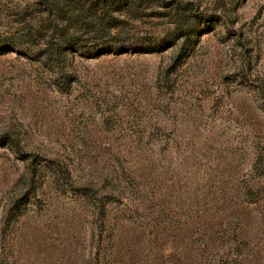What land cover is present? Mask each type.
Returning <instances> with one entry per match:
<instances>
[{"label":"rangeland","instance_id":"1","mask_svg":"<svg viewBox=\"0 0 264 264\" xmlns=\"http://www.w3.org/2000/svg\"><path fill=\"white\" fill-rule=\"evenodd\" d=\"M96 1L0 0V221L35 189L3 234L33 264L106 235L113 264H264V0Z\"/></svg>","mask_w":264,"mask_h":264},{"label":"trees","instance_id":"2","mask_svg":"<svg viewBox=\"0 0 264 264\" xmlns=\"http://www.w3.org/2000/svg\"><path fill=\"white\" fill-rule=\"evenodd\" d=\"M95 8H96V13L99 17H102L104 12L108 9L105 0H97L95 3ZM141 47V48H140ZM117 49V48H114ZM124 49H145L143 46H141L137 42H132L129 43L126 48ZM154 51V50H153ZM0 143H3V139L0 138ZM56 178H59V174L55 173L54 174ZM33 189V188H32ZM32 191V190H31ZM28 191L24 193L22 196L23 198L26 197V194L32 193V197H34V192L35 189L31 192ZM83 195L85 197L86 202L90 201L91 198V193L90 190H84ZM29 197V194H28ZM21 198L20 200L16 199V201L12 205V209L6 214L3 215L1 221H0V264H33L30 260V255H29V248L35 244L34 238L31 240L29 246L26 248L24 244L26 243V239L22 237H11L8 238V235L3 234L6 233L8 230H11L12 228L16 227L20 223V217L24 215V211L21 210V205L20 201L23 199ZM102 224L100 225V231H99V236H101V241L104 237H102L104 229H106V222H101ZM109 226H107V229ZM111 238V235H106L105 238ZM109 239L103 240L105 245H102L98 249V251L95 253L94 256H88L87 258H82V264H113V250L112 247L109 245ZM16 250V253H15ZM24 257V259H23ZM26 261V262H25Z\"/></svg>","mask_w":264,"mask_h":264}]
</instances>
